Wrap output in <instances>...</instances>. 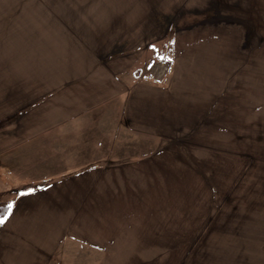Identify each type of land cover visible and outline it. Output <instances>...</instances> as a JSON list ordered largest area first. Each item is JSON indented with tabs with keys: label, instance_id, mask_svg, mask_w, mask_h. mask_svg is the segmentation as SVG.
<instances>
[{
	"label": "crops",
	"instance_id": "obj_1",
	"mask_svg": "<svg viewBox=\"0 0 264 264\" xmlns=\"http://www.w3.org/2000/svg\"><path fill=\"white\" fill-rule=\"evenodd\" d=\"M170 1L114 0L130 25L137 20V36L142 11L148 18ZM87 2L30 0L7 14L13 7L0 0V25L20 27L5 28L0 44V176L10 184L24 170L58 174L5 204L0 264H136L143 250L172 249L189 201L214 190L197 158L213 154L204 152L238 116L249 137L264 130L247 107L264 106V0H219L229 21L212 34L176 30L163 81L94 48L109 0ZM174 5L184 10V0ZM130 135L158 148L124 160Z\"/></svg>",
	"mask_w": 264,
	"mask_h": 264
},
{
	"label": "rangeland",
	"instance_id": "obj_2",
	"mask_svg": "<svg viewBox=\"0 0 264 264\" xmlns=\"http://www.w3.org/2000/svg\"><path fill=\"white\" fill-rule=\"evenodd\" d=\"M26 1L30 0H8V7H13V10L5 12L19 13L15 8ZM87 1L98 3L101 0ZM174 1H170L165 9L149 11L148 18L145 16L148 11H142L140 35L137 36V20L133 19L135 26L130 25L129 18L120 16L123 12L117 9L114 0H109V9L103 10L108 20L93 36L94 48L103 49V56L108 55L111 59L126 57L143 79L163 81L171 69L170 40L176 30L184 29V34L200 31L208 35L214 33L217 21H229L225 9L228 7L219 0H184V10L178 9L180 7L174 5ZM118 17L121 20L117 23ZM170 17H173L172 23L168 22ZM5 28L14 33L20 27L0 25V44H5L3 34L8 33ZM100 33L107 34L110 39L103 38L101 41ZM224 42L221 49L227 43ZM2 69L0 67V71ZM250 102L251 99L247 107L252 111V124H264L261 114L264 106H254ZM239 118L230 135L222 138L219 145H209L204 152L220 156L217 166L213 168L211 164L216 162L213 154H204L196 160L200 177L208 186L214 185V190L206 198L197 197L192 201L193 196L189 201L187 221L179 227L181 233L174 231L171 235L172 249L143 250L141 254L150 256L133 260L136 264H264V130L254 131L249 137L246 123ZM222 124L224 122H219V125ZM4 125L5 121L0 120V129L3 130ZM124 148L127 150L124 154L126 160L137 151L143 156L146 151H153L158 146L154 139L143 136L139 139L137 135H130L125 139ZM110 158L115 160L117 153H112ZM57 175L39 174L38 177L37 170H24L15 174L17 179H9L10 184L4 183L2 179L5 177L0 176V207L9 202L18 190H23L20 189L23 185L29 182L36 184L41 178H55Z\"/></svg>",
	"mask_w": 264,
	"mask_h": 264
},
{
	"label": "trees",
	"instance_id": "obj_3",
	"mask_svg": "<svg viewBox=\"0 0 264 264\" xmlns=\"http://www.w3.org/2000/svg\"><path fill=\"white\" fill-rule=\"evenodd\" d=\"M46 183H47V181H42V182L34 185V187H39V186H42V185H44ZM6 209H7V206L6 205H3V206L0 207V216H3L4 215Z\"/></svg>",
	"mask_w": 264,
	"mask_h": 264
},
{
	"label": "snow or ice",
	"instance_id": "obj_4",
	"mask_svg": "<svg viewBox=\"0 0 264 264\" xmlns=\"http://www.w3.org/2000/svg\"><path fill=\"white\" fill-rule=\"evenodd\" d=\"M21 195H23V193H22ZM11 210H12V205L10 204V205L7 206V211H8V212H11ZM7 219H8L7 215L0 216V225H3L4 222H5Z\"/></svg>",
	"mask_w": 264,
	"mask_h": 264
}]
</instances>
